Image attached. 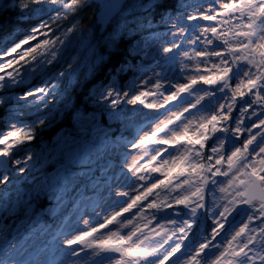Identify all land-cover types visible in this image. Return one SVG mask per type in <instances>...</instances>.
Returning <instances> with one entry per match:
<instances>
[{"label": "snow or ice", "instance_id": "snow-or-ice-1", "mask_svg": "<svg viewBox=\"0 0 264 264\" xmlns=\"http://www.w3.org/2000/svg\"><path fill=\"white\" fill-rule=\"evenodd\" d=\"M0 264H264V0H0Z\"/></svg>", "mask_w": 264, "mask_h": 264}]
</instances>
